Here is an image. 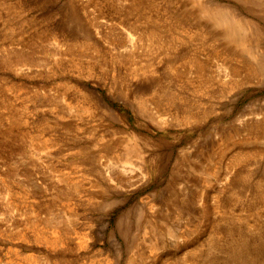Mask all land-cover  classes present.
<instances>
[{"label":"rangeland","instance_id":"374dc122","mask_svg":"<svg viewBox=\"0 0 264 264\" xmlns=\"http://www.w3.org/2000/svg\"><path fill=\"white\" fill-rule=\"evenodd\" d=\"M0 264H264V0H0Z\"/></svg>","mask_w":264,"mask_h":264},{"label":"clouds","instance_id":"9594fccd","mask_svg":"<svg viewBox=\"0 0 264 264\" xmlns=\"http://www.w3.org/2000/svg\"><path fill=\"white\" fill-rule=\"evenodd\" d=\"M225 10L231 11V8L229 7V8H226ZM235 18L238 20L240 19L239 16H237ZM235 36L237 37V39H239L240 37H243L248 50L249 51L252 50V47H253L252 41L255 38V29L252 26H250V25L245 26L243 21H240V23L237 25ZM237 51H240V50L237 49ZM242 55L246 59H249L250 62L256 63V61H251V58L249 57L248 51H243Z\"/></svg>","mask_w":264,"mask_h":264}]
</instances>
